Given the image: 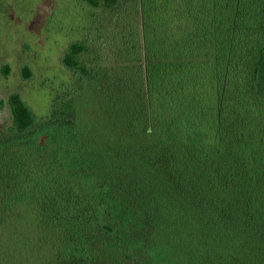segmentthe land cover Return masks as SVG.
<instances>
[{"label": "trees", "instance_id": "16d2710c", "mask_svg": "<svg viewBox=\"0 0 264 264\" xmlns=\"http://www.w3.org/2000/svg\"><path fill=\"white\" fill-rule=\"evenodd\" d=\"M134 1L137 63L72 39L46 119L8 94L0 223L40 264H264V0Z\"/></svg>", "mask_w": 264, "mask_h": 264}, {"label": "rangeland", "instance_id": "374dc122", "mask_svg": "<svg viewBox=\"0 0 264 264\" xmlns=\"http://www.w3.org/2000/svg\"><path fill=\"white\" fill-rule=\"evenodd\" d=\"M75 1L0 0L1 132L8 131L12 124L7 103L12 91L21 94L38 122L46 119L52 97L73 80L59 60L70 40L88 39L90 51L102 64L114 65L117 61L125 62L128 57L125 63H137L141 38L137 2L126 1L115 13L91 10ZM4 64L9 68L8 74L4 72ZM23 65L30 68V78L22 76ZM83 92L76 94L74 103L85 98L81 95ZM85 108L89 110V105ZM18 229L9 217L7 223H0V264H40L39 253L43 251L36 244L23 246L26 240L30 243L32 235L28 238L24 234L22 244L16 241Z\"/></svg>", "mask_w": 264, "mask_h": 264}]
</instances>
